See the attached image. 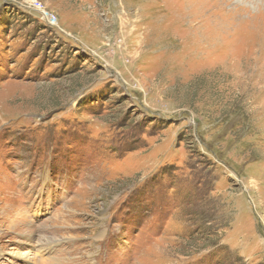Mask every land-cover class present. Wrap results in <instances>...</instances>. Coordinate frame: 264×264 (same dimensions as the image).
Returning <instances> with one entry per match:
<instances>
[{"label": "rangeland", "instance_id": "obj_1", "mask_svg": "<svg viewBox=\"0 0 264 264\" xmlns=\"http://www.w3.org/2000/svg\"><path fill=\"white\" fill-rule=\"evenodd\" d=\"M0 264H264V0H0Z\"/></svg>", "mask_w": 264, "mask_h": 264}, {"label": "built area", "instance_id": "obj_2", "mask_svg": "<svg viewBox=\"0 0 264 264\" xmlns=\"http://www.w3.org/2000/svg\"><path fill=\"white\" fill-rule=\"evenodd\" d=\"M41 7H42V6H41L40 3L35 2V8L40 9ZM51 20H54V18H51ZM49 21H50V20H49ZM51 22H53V21H51Z\"/></svg>", "mask_w": 264, "mask_h": 264}]
</instances>
